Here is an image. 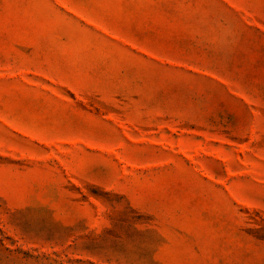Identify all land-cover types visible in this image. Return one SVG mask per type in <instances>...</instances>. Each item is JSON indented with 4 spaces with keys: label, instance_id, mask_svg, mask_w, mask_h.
Instances as JSON below:
<instances>
[{
    "label": "rangeland",
    "instance_id": "1",
    "mask_svg": "<svg viewBox=\"0 0 264 264\" xmlns=\"http://www.w3.org/2000/svg\"><path fill=\"white\" fill-rule=\"evenodd\" d=\"M0 264H264V0H0Z\"/></svg>",
    "mask_w": 264,
    "mask_h": 264
}]
</instances>
